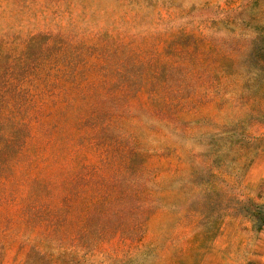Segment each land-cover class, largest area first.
Here are the masks:
<instances>
[{"label": "rangeland", "instance_id": "rangeland-1", "mask_svg": "<svg viewBox=\"0 0 264 264\" xmlns=\"http://www.w3.org/2000/svg\"><path fill=\"white\" fill-rule=\"evenodd\" d=\"M257 213L264 0H0V264H264Z\"/></svg>", "mask_w": 264, "mask_h": 264}, {"label": "trees", "instance_id": "trees-1", "mask_svg": "<svg viewBox=\"0 0 264 264\" xmlns=\"http://www.w3.org/2000/svg\"><path fill=\"white\" fill-rule=\"evenodd\" d=\"M209 138L211 139V140H214L215 138H214V134H211L210 136H209ZM257 219L258 220H260V225H264V218H263V216H262V218H261V213H257ZM262 219V220H261Z\"/></svg>", "mask_w": 264, "mask_h": 264}]
</instances>
